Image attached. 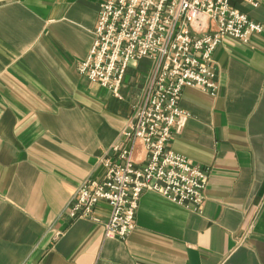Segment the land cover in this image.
I'll use <instances>...</instances> for the list:
<instances>
[{"label": "crops", "instance_id": "crops-1", "mask_svg": "<svg viewBox=\"0 0 264 264\" xmlns=\"http://www.w3.org/2000/svg\"><path fill=\"white\" fill-rule=\"evenodd\" d=\"M252 1L230 5L263 32L222 40L217 94L179 99L190 117L169 147L209 171L200 213L145 192L119 240L104 237L106 203L96 221L67 209L85 181H102L150 63L132 64L115 98L76 70L102 0H0V264H264V0Z\"/></svg>", "mask_w": 264, "mask_h": 264}, {"label": "built area", "instance_id": "built-area-1", "mask_svg": "<svg viewBox=\"0 0 264 264\" xmlns=\"http://www.w3.org/2000/svg\"><path fill=\"white\" fill-rule=\"evenodd\" d=\"M262 32L263 27L233 9L230 0H102L91 48L77 73L121 99L119 90L132 63L149 60L153 72L120 140L102 159V181H85L67 216L96 221V205L106 203L110 214L104 237L126 240L145 192L200 213L209 171L169 147L190 117L179 107L181 93L196 88L215 96L214 54L222 40L247 43ZM138 145L144 150L142 161L135 157Z\"/></svg>", "mask_w": 264, "mask_h": 264}, {"label": "rangeland", "instance_id": "rangeland-1", "mask_svg": "<svg viewBox=\"0 0 264 264\" xmlns=\"http://www.w3.org/2000/svg\"><path fill=\"white\" fill-rule=\"evenodd\" d=\"M251 37V36H250ZM249 41V40H248ZM241 42V41H240ZM243 43V42H242ZM248 43V42H247ZM246 44V43H245ZM141 61H145V59L144 60H140V61H137V62H134V63H138V62H141ZM147 62L148 63H150V65L149 66H147V68L146 67H144V68H142V70H143V72H144V78L146 79L147 78V81H149V78H150V76H151V74H152V72H153V65L151 64V62L149 61V60H147ZM134 63H132V64H134ZM147 63V64H148ZM131 64V65H132ZM130 65V66H131ZM129 66V67H130ZM124 83V82H123ZM123 85V84H122ZM122 88V87H121ZM120 91H121V89L119 90V93H120ZM121 96V95H120ZM115 98H117V97H115ZM119 99V98H118Z\"/></svg>", "mask_w": 264, "mask_h": 264}]
</instances>
